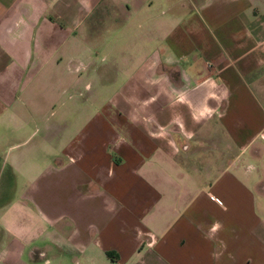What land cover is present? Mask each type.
I'll list each match as a JSON object with an SVG mask.
<instances>
[{"label":"crops","instance_id":"0c3cea01","mask_svg":"<svg viewBox=\"0 0 264 264\" xmlns=\"http://www.w3.org/2000/svg\"><path fill=\"white\" fill-rule=\"evenodd\" d=\"M0 173V264H264V0H0Z\"/></svg>","mask_w":264,"mask_h":264},{"label":"rangeland","instance_id":"374dc122","mask_svg":"<svg viewBox=\"0 0 264 264\" xmlns=\"http://www.w3.org/2000/svg\"><path fill=\"white\" fill-rule=\"evenodd\" d=\"M100 61H102V60H100ZM91 89H93V86L91 85L90 87H89V89L87 90V89H81V87H79L78 89H77V91H72L71 89L70 90H68V95H69V97H70V100H67V102H68V104H69V109H73L74 107L72 106L73 105V103L71 102V96H75V95H78L79 96V98H81L82 96H84L85 94H87V93H89V90H91ZM73 92V93H72ZM76 92H78V94L76 93ZM65 96V95H64ZM68 97V98H69ZM64 100V99H63ZM75 105V104H74ZM72 120V119H71ZM37 131H33V133L31 134V136H28L29 137V139H30V141L31 140H37V138H39V132H37ZM2 175L3 174H1L0 173V179H1V177H2ZM2 183V180H0V184Z\"/></svg>","mask_w":264,"mask_h":264},{"label":"built area","instance_id":"2783aa9c","mask_svg":"<svg viewBox=\"0 0 264 264\" xmlns=\"http://www.w3.org/2000/svg\"><path fill=\"white\" fill-rule=\"evenodd\" d=\"M215 201V200H214ZM217 203V202H216Z\"/></svg>","mask_w":264,"mask_h":264}]
</instances>
